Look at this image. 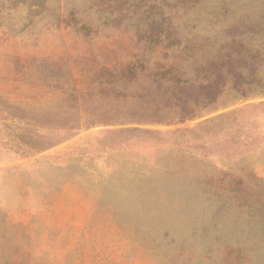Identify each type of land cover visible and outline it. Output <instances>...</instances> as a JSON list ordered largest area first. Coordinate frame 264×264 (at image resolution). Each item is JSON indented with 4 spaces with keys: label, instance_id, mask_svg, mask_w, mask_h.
<instances>
[{
    "label": "rangeland",
    "instance_id": "1",
    "mask_svg": "<svg viewBox=\"0 0 264 264\" xmlns=\"http://www.w3.org/2000/svg\"><path fill=\"white\" fill-rule=\"evenodd\" d=\"M130 62L208 106L85 125ZM0 264H264V0H0Z\"/></svg>",
    "mask_w": 264,
    "mask_h": 264
},
{
    "label": "trees",
    "instance_id": "2",
    "mask_svg": "<svg viewBox=\"0 0 264 264\" xmlns=\"http://www.w3.org/2000/svg\"><path fill=\"white\" fill-rule=\"evenodd\" d=\"M88 27L82 25L81 30ZM91 33L95 31L91 30ZM194 64V69L204 70L205 65ZM129 63L120 70H109L112 79L101 81L112 86L109 106L95 113L92 122L85 125H122L129 123H173L197 115V108L208 106L210 92L189 91L192 76L181 64L152 69ZM200 87L206 89L215 83L210 75L200 76ZM120 87H123L120 91ZM118 90V91H117ZM101 104L106 102L99 97ZM197 113V114H196Z\"/></svg>",
    "mask_w": 264,
    "mask_h": 264
}]
</instances>
